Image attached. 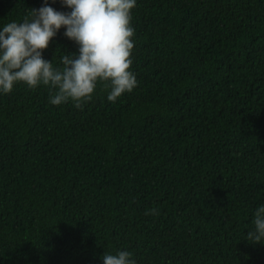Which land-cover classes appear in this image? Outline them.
Listing matches in <instances>:
<instances>
[{
    "label": "trees",
    "instance_id": "trees-1",
    "mask_svg": "<svg viewBox=\"0 0 264 264\" xmlns=\"http://www.w3.org/2000/svg\"><path fill=\"white\" fill-rule=\"evenodd\" d=\"M43 0H0V27ZM64 8L60 0L52 5ZM115 102L0 95V264H264V0H137ZM63 29L44 51L78 52ZM55 57V58H54Z\"/></svg>",
    "mask_w": 264,
    "mask_h": 264
},
{
    "label": "clouds",
    "instance_id": "clouds-1",
    "mask_svg": "<svg viewBox=\"0 0 264 264\" xmlns=\"http://www.w3.org/2000/svg\"><path fill=\"white\" fill-rule=\"evenodd\" d=\"M57 0H43L22 22L0 27V95L11 93L18 83L53 91L49 103L71 101L77 108L90 101L98 83L117 101L138 85L131 70L135 29L133 10L137 0H60L70 11H58ZM63 29L78 52L60 51V65L44 58V51ZM55 58V57H54ZM251 244H264V204L253 213L252 228L245 234ZM103 264H137L128 250L105 252Z\"/></svg>",
    "mask_w": 264,
    "mask_h": 264
}]
</instances>
